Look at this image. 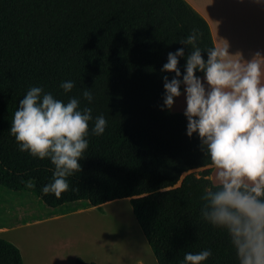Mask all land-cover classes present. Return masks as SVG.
I'll return each instance as SVG.
<instances>
[{
    "label": "trees",
    "instance_id": "trees-1",
    "mask_svg": "<svg viewBox=\"0 0 264 264\" xmlns=\"http://www.w3.org/2000/svg\"><path fill=\"white\" fill-rule=\"evenodd\" d=\"M194 30L195 46H214L206 21L184 0H0V186L53 209L128 200L157 264H181L186 252L206 249L212 255L203 264H239L227 232L201 216L204 189L216 187L210 159L198 136L186 135L183 113L163 107V77L174 73L161 68L184 47L183 75L192 46L180 41ZM69 80L74 87L64 93L60 84ZM34 86L92 109L81 171L67 178L69 191L59 199L42 193L52 181L50 160L19 151L10 135L19 101ZM100 115L108 123L95 136ZM0 264H23L18 248L1 237Z\"/></svg>",
    "mask_w": 264,
    "mask_h": 264
},
{
    "label": "clouds",
    "instance_id": "clouds-1",
    "mask_svg": "<svg viewBox=\"0 0 264 264\" xmlns=\"http://www.w3.org/2000/svg\"><path fill=\"white\" fill-rule=\"evenodd\" d=\"M197 39L194 30L180 41L192 46L183 75L178 65L185 57L184 47L168 54L161 72L174 76L163 77V107L172 108L183 85L186 135L198 136L215 169L216 187L204 189L201 216L227 232L239 264H264V54L258 51L245 60L240 52L231 54L223 39V45L202 51L195 46ZM60 87L69 93L74 82H62ZM82 96L88 102L93 99L87 88ZM92 120V109L81 108L80 99L65 103L38 86L19 101L10 135L19 151L49 159L54 166L52 181L42 188L44 195L59 199L69 191L67 178L81 171L79 161L89 146ZM107 123L103 115L95 117L91 133L102 135ZM25 183L35 186L32 180ZM211 255L207 249L186 252L181 264H203Z\"/></svg>",
    "mask_w": 264,
    "mask_h": 264
},
{
    "label": "rangeland",
    "instance_id": "rangeland-1",
    "mask_svg": "<svg viewBox=\"0 0 264 264\" xmlns=\"http://www.w3.org/2000/svg\"><path fill=\"white\" fill-rule=\"evenodd\" d=\"M209 178L216 185L215 169ZM83 208L53 209L0 186V237L18 248L23 264H157L128 200Z\"/></svg>",
    "mask_w": 264,
    "mask_h": 264
},
{
    "label": "crops",
    "instance_id": "crops-1",
    "mask_svg": "<svg viewBox=\"0 0 264 264\" xmlns=\"http://www.w3.org/2000/svg\"><path fill=\"white\" fill-rule=\"evenodd\" d=\"M184 1L206 21L214 45H223V39L228 42L231 54L240 52L245 60L258 51L264 54V0ZM261 83L264 84V76ZM183 92L182 85L181 96L170 109L173 113L184 112ZM5 231L0 229V232Z\"/></svg>",
    "mask_w": 264,
    "mask_h": 264
}]
</instances>
